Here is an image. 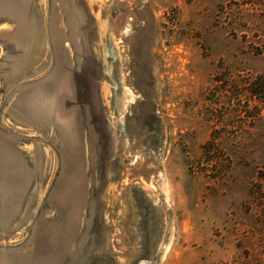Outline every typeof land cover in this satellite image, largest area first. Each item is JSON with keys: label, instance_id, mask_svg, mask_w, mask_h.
I'll return each instance as SVG.
<instances>
[{"label": "rangeland", "instance_id": "374dc122", "mask_svg": "<svg viewBox=\"0 0 264 264\" xmlns=\"http://www.w3.org/2000/svg\"><path fill=\"white\" fill-rule=\"evenodd\" d=\"M142 262L264 264V0H0V264Z\"/></svg>", "mask_w": 264, "mask_h": 264}, {"label": "crops", "instance_id": "0c3cea01", "mask_svg": "<svg viewBox=\"0 0 264 264\" xmlns=\"http://www.w3.org/2000/svg\"><path fill=\"white\" fill-rule=\"evenodd\" d=\"M61 115V114H60ZM66 120L68 121V123H72L73 122V120H72V117H70V116H67L66 117ZM74 131V130H73ZM75 132L79 135V133L75 130ZM80 137V136H79ZM69 141H70V138H69ZM70 143V142H69Z\"/></svg>", "mask_w": 264, "mask_h": 264}, {"label": "water", "instance_id": "95a60500", "mask_svg": "<svg viewBox=\"0 0 264 264\" xmlns=\"http://www.w3.org/2000/svg\"><path fill=\"white\" fill-rule=\"evenodd\" d=\"M141 264H145L144 262H142Z\"/></svg>", "mask_w": 264, "mask_h": 264}]
</instances>
